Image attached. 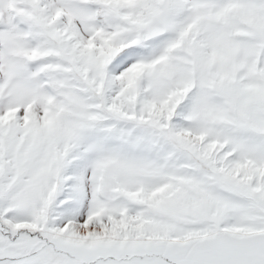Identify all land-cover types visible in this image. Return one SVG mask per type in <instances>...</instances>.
I'll return each instance as SVG.
<instances>
[{
	"label": "snow or ice",
	"instance_id": "6c2138e0",
	"mask_svg": "<svg viewBox=\"0 0 264 264\" xmlns=\"http://www.w3.org/2000/svg\"><path fill=\"white\" fill-rule=\"evenodd\" d=\"M0 264H264V0H0Z\"/></svg>",
	"mask_w": 264,
	"mask_h": 264
}]
</instances>
